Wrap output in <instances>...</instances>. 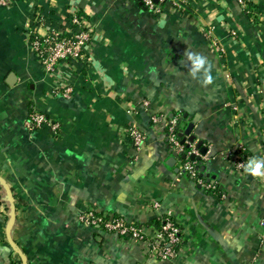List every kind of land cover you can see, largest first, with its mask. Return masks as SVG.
Segmentation results:
<instances>
[{
    "label": "crops",
    "instance_id": "1",
    "mask_svg": "<svg viewBox=\"0 0 264 264\" xmlns=\"http://www.w3.org/2000/svg\"><path fill=\"white\" fill-rule=\"evenodd\" d=\"M252 2L255 17L237 0H168L157 16L139 0L0 4V264H264V177L236 167L240 150L264 160V0ZM77 11L87 57L48 74L31 36L66 32ZM186 49L212 61L213 84L188 74ZM32 111L58 130L29 128ZM173 112L198 117L194 145L207 142L222 201L168 164V121L152 117ZM89 212L146 241L82 223ZM165 217L181 231L172 259L150 253Z\"/></svg>",
    "mask_w": 264,
    "mask_h": 264
},
{
    "label": "built area",
    "instance_id": "2",
    "mask_svg": "<svg viewBox=\"0 0 264 264\" xmlns=\"http://www.w3.org/2000/svg\"><path fill=\"white\" fill-rule=\"evenodd\" d=\"M165 1V0H157ZM250 0H237L238 4L246 10L247 2ZM10 0H0V4L3 6H8ZM145 5L155 13L159 12L155 9L154 0H144ZM74 24L79 25L82 32L76 33L72 36H66L65 33H71V28L66 32H53L47 36L34 35L35 39L32 41L35 52L45 70L46 73L52 74L58 70L64 63L67 62H80L87 57L88 50L90 49V43L92 41V30L88 27L87 22L81 23L78 19L74 20ZM70 88L64 89V96L68 97L70 93ZM154 124H161L167 122V117L163 115H154L152 117ZM48 118L42 114H33L27 122V126L31 127H41L42 125L49 123ZM51 123V122H50ZM170 125L169 129V139L172 144L173 151L176 155L180 156L184 151V145L180 143L177 139L174 129L176 125V120L168 121ZM55 131L58 130V125L56 123H51ZM130 137L131 144L138 150L142 145L144 140V135L136 128H131L128 133ZM193 148L195 145L192 146ZM190 155L199 156L197 150H193L189 153ZM236 167L240 171H244L245 163L243 161L236 160ZM185 171L190 172L192 176H196L195 164L192 162H187L184 165ZM245 172V171H244ZM202 185V181H199ZM209 188V187H208ZM80 221L89 226H95L97 224H103V217L96 216L93 213L84 214L80 217ZM261 225L264 227V220ZM105 230L111 233H117L124 237L126 234H131L132 240L138 242H145V236L142 231L134 226H127L122 220L113 219L104 224ZM180 229L174 226L171 222H166L162 228V231H158L155 240L149 243L150 253L152 255H157L164 259H172L177 256V252L174 246L179 244V234ZM166 235V236H165ZM165 237L167 240H165Z\"/></svg>",
    "mask_w": 264,
    "mask_h": 264
},
{
    "label": "trees",
    "instance_id": "3",
    "mask_svg": "<svg viewBox=\"0 0 264 264\" xmlns=\"http://www.w3.org/2000/svg\"><path fill=\"white\" fill-rule=\"evenodd\" d=\"M133 1H138V0H133ZM140 1V0H139ZM168 0H165V1H157L158 3L155 2V9L159 10V6L160 4H162V7L163 5H165L167 3ZM142 2V7L144 8L145 12H148L152 15H158L157 13H155L154 11L150 10L144 3V0H141ZM160 11V10H159ZM246 13L249 15V16H253L255 17L256 13H255V8L253 7V2L252 0H250L249 2H247V8H246ZM257 16V15H256ZM75 19H78L81 23L83 22H87V18L86 16L82 13V11H77V12H73L69 15V22H70V27H71V33H65L66 36H72L76 33H80L83 31V29H81V27L79 25H76L74 24V20ZM86 19V20H85ZM35 39V36H31V41H33ZM33 114V111L32 113ZM172 117H168V121L170 123V121L172 120H176V125H175V129H174V133L177 137V139L180 141V143L182 142V140L184 138H186L185 136L184 137H180V133H184V131L186 130L187 126H188V116L185 118L184 116L181 115L180 112H173L171 114ZM169 129H170V125H168L167 127V144H168V147L171 151L170 154H174V151H173V147H172V144L170 143V139L168 137L169 135ZM197 139V138H196ZM203 141V140H202ZM204 143V146H207V142L203 141ZM184 145V151L183 153L180 155V162L182 164V167H181V172H183L184 174H187V176L189 178H191L196 186L202 190L204 193L208 194L212 199H215V200H218V201H222L224 197L227 196V193L226 191L223 189V187L218 183V181L216 180L215 176L211 173H209L207 171V161L201 157L199 161H191L190 160V152L193 151V150H197L200 152L199 149H196V146L193 148L192 146L194 145V143H190V142H186ZM208 148V147H206ZM182 156H185L186 158L183 159ZM239 158H238V161H243L245 163V166L247 164V161H248V153L245 152L244 150H240L239 151ZM187 162H192L195 164V170H196V176H192L190 172H187L185 171V168H184V165L187 163ZM199 181H202V185L199 184ZM209 187V188H208ZM97 216V215H96ZM103 217V224H97L95 225L94 227L98 228V229H104L105 230V226L104 224L113 220V219H118V220H122L123 219L117 215H114V216H104V215H101ZM166 222H171L174 226H176L177 228H179L174 219L172 217H165V218H162L161 220L158 221V223H156V226L158 227V231H162V228L164 226V224ZM126 223V222H125ZM127 226H134V227H137V228H140L139 226H136V225H129L126 223ZM166 236V235H165ZM125 238L127 239H132V236L131 234H126L124 236ZM179 239H180V242L179 244H177L176 246H174V249L175 251L178 253V251L180 250V247H181V233L179 234ZM165 240H167V238L165 237Z\"/></svg>",
    "mask_w": 264,
    "mask_h": 264
},
{
    "label": "clouds",
    "instance_id": "4",
    "mask_svg": "<svg viewBox=\"0 0 264 264\" xmlns=\"http://www.w3.org/2000/svg\"><path fill=\"white\" fill-rule=\"evenodd\" d=\"M162 25L163 22H161ZM184 57L187 62H190V64L188 63L190 65L188 74L192 79L197 80L203 87H207L215 82V78L212 75L213 63L205 54L186 49ZM181 63L184 64L185 61L181 60ZM244 171L253 177H264V160L256 157L250 158L247 161Z\"/></svg>",
    "mask_w": 264,
    "mask_h": 264
},
{
    "label": "water",
    "instance_id": "5",
    "mask_svg": "<svg viewBox=\"0 0 264 264\" xmlns=\"http://www.w3.org/2000/svg\"><path fill=\"white\" fill-rule=\"evenodd\" d=\"M154 2H157V0H154ZM140 4L142 5V2H141V0H140ZM14 80H16V76L15 75H13V74H11L10 75V78H9V80H8V83L11 85V86H13L14 85V83H15V81ZM187 116L185 115V118H186ZM198 123V117H196V118H194L193 120H192V122H190L189 123V125L187 126V128H186V130L184 131V133H180V137H186V138H184L183 140H182V142H181V144H185L186 142H190V143H195V141H196V136L193 134V130H194V128H195V125ZM196 149H199L200 150V155L199 156H195V155H191L190 156V160L191 161H199L200 160V158L201 157H204L206 154H207V152H208V148H206L205 146H204V143H203V141L202 140H199L197 143H196ZM180 156H178V155H176L175 153L173 154V156H172V158H170V160H169V162H168V164L170 165V166H173L174 164H175V162L177 161V160H179L180 158H179ZM182 158L183 159H185L186 157L185 156H182ZM0 180L2 181V179L0 178ZM15 210V207H13V211ZM14 213V212H13ZM25 264H28L27 262H25Z\"/></svg>",
    "mask_w": 264,
    "mask_h": 264
}]
</instances>
